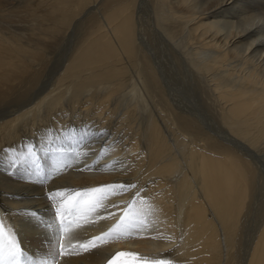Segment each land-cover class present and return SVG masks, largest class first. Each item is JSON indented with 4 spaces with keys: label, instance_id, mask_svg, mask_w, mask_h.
<instances>
[{
    "label": "bare ground",
    "instance_id": "obj_1",
    "mask_svg": "<svg viewBox=\"0 0 264 264\" xmlns=\"http://www.w3.org/2000/svg\"><path fill=\"white\" fill-rule=\"evenodd\" d=\"M84 12L58 76L29 102ZM261 12L264 0H0V107L20 105L0 114V161L32 146L46 176L56 168L42 186L25 179L31 160L0 165L1 222L59 220L46 194L61 186L80 209L105 206L87 216L72 200L65 210L90 231L60 246L21 231L24 254L38 264H109L120 253L119 264H264ZM48 127L59 139L46 142ZM57 148L67 151L47 160ZM109 228L114 242L92 240Z\"/></svg>",
    "mask_w": 264,
    "mask_h": 264
},
{
    "label": "rangeland",
    "instance_id": "obj_2",
    "mask_svg": "<svg viewBox=\"0 0 264 264\" xmlns=\"http://www.w3.org/2000/svg\"><path fill=\"white\" fill-rule=\"evenodd\" d=\"M18 2L19 3H29V0H18ZM85 12L81 15V17H77L74 21H73V23H72V26H70V30L69 31H66L65 33H64V35H62V36H60L59 37V45H57L56 46V48L53 50V52H52V56H50V59H51V61L49 62V65H48V67H47V69H46V71H45V75H44V78H45V76H46V78H45V80L43 81H41V83H40V85H39V87L36 89V91H35V93H33V95L31 96V98H30V100H29V102H31V101H33V100H35L36 98H38L40 95L41 96H43L41 93L44 91V90H48L49 88H50V86H51V84L53 83L52 81H54L55 79H56V77L58 76L57 74H58V71H60V68L62 67V65L60 64V63H62V62H64L63 60H65V58H66V51L67 50H69L70 48H72L75 44L74 43H76V41L78 40V36H79V33H80V26H78L77 24H80L79 22H80V19L81 18H83V17H85V15H87L88 13H86L85 15ZM261 14H263V16L261 15ZM260 15L262 16H260L259 18L261 19V18H263V20H260V19H258V20H260L261 22H260V24H262L263 25V27H264V12H261L260 13ZM145 18V17H144ZM20 22H17V24L15 25V27L18 25V27L20 28V29H25V31H23V33H27V29H28V27H29V23L27 22V21H25V20H19ZM23 21V22H22ZM250 21V20H249ZM77 22V23H76ZM19 23V24H18ZM21 23V24H20ZM22 23H24L25 25L26 24H28V26H26L25 27V25L24 24H22ZM152 23V24H151ZM154 22H150V23H148V24H145V25H151V27L153 28V30H152V32L153 33H157L156 31H158V32H160V33H158V34H160V35H162L163 34V31L161 30V28L156 24V23H154ZM20 25V26H19ZM22 25V26H21ZM77 25V26H76ZM147 27H149V26H146V28ZM71 28H72V30H71ZM228 28V27H227ZM79 31V32H78ZM146 31V33L147 34H153V33H151V32H149V31H147V30H145ZM161 32H162V34H161ZM75 34V35H74ZM143 34V33H142ZM145 34V33H144ZM73 35V36H72ZM185 34L184 33H179L177 36H176V41L178 42V43H183L185 40H183L184 38H183V36H184ZM71 37V38H70ZM65 39V40H64ZM179 40V41H178ZM74 41V42H73ZM170 42V41H169ZM171 44V47L174 49V50H176L179 54H183V52H182V50H180L181 48H178V46H176V43L175 42H170ZM195 45H193V47H194ZM63 47V48H62ZM62 48V49H61ZM65 48V49H64ZM61 51V52H60ZM156 52V51H155ZM158 53V52H157ZM65 57V58H64ZM62 61V62H61ZM165 61H168V60H165L164 59V61H163V63H166ZM63 64V63H62ZM58 67V68H57ZM57 70V71H56ZM55 74H56V76H55ZM46 83L48 84V86L46 85ZM44 84H45V86H44ZM178 88V87H177ZM176 90V89H175ZM177 90H181V87L179 88V89H177ZM179 92V91H178ZM40 93V94H39ZM179 94V93H178ZM38 95V96H37ZM179 96H180V98L182 99L183 97V95H181V94H179ZM187 97V96H186ZM202 97H204V96H202ZM198 98V99H197ZM33 99V100H32ZM196 99L197 100H200L199 99V95H198V97L196 96ZM195 99V100H196ZM188 100H190V98H188ZM207 101V100H206ZM210 100H208L207 102H204V103H208ZM196 102V101H195ZM197 103V102H196ZM196 106H198V104H196ZM203 106H201V108H199V110L200 111H202V108ZM17 109V108H20V105H16V106H13V105H9L8 107L6 106V105H4L3 107H0V114H5V112H7L8 110H12V109ZM8 109V110H7ZM13 109V110H14ZM2 110V111H1ZM202 114H204L205 115V117H207L208 116V118L209 117H212V114L209 116L208 114H205L204 112H202ZM5 116V115H4ZM4 116H2V115H0V118H3ZM210 120V119H209ZM71 129H69V131H70ZM45 131H46V133L44 134V137L45 138H47L46 140V142H48V141H50L51 139H50V137L52 136V135H56V133L54 132V128L52 129V128H49L48 127V129H45ZM51 131V132H50ZM109 133V132H108ZM24 135V137H27L28 138V140H30V141H32V142H34L35 140H34V138H32L30 135H32L31 133H23ZM50 134H51V136H50ZM50 136V137H49ZM45 138H43L42 139V141L45 139ZM65 141H64V140ZM63 140V141H62ZM42 141H38V143L39 142H42ZM60 142V143H59ZM61 142H62V144H65L66 143V138H65V135L63 134L62 135V138L59 140V141H57L56 143L57 144H59V145H61ZM63 142H65V143H63ZM52 143H53V141H52ZM56 150H52V152H48L47 154L45 153L44 154V156H46V158H47V160H49L50 158V155H61V154H65V152L67 151V150H64V151H62V152H59V153H57V152H55ZM78 154H79V156H78ZM81 154H84L83 152L81 153V151L78 153L77 152V157H76V159L75 158H70V162H78V160L80 159L79 157L81 156ZM79 158V159H78ZM84 158V157H83ZM67 187L68 186H65V187H63V186H61L60 188H59V190L60 191H63V192H67ZM65 194V193H64ZM66 196H68L67 197V200H65V201H63V203H62V206H61V208H62V211L63 210H65L66 208V205H68V204H70L71 202H72V200H75V202H76V200H78V198H76V199H74V198H72L71 196H72V194H65ZM95 196L96 197H99L100 196V194H98V193H96L95 194ZM77 197H80V194L77 196ZM70 200V201H69ZM69 201V202H68ZM98 204V205H97ZM97 204H95L96 206L94 207V208H88L87 206H83V207H81V209H80V206L81 205H79V212L83 215V214H85V215H87V214H91L92 212H95V211H102L103 210V208L105 207H103L102 205L103 204H99V203H97ZM100 205V206H99ZM64 207V208H63ZM96 207H97V209L99 208L100 210H95L96 209ZM82 208H84V209H82ZM91 209H94V211L93 210H91ZM86 211V212H85ZM88 212V213H87ZM109 215H110V213H109ZM76 216V217H75ZM88 216V215H87ZM30 218V217H29ZM29 218H27L26 220H22V221H17V222H10L9 224H7V227H10V229L9 230H6V226L1 222V220H0V240H2V239H4V242L2 243V244H0V248H2V250H3V252H4V254H5V257L6 258H8V256H9V252L11 251V252H15L16 251V249L18 248L19 249V252H20V255H18L17 256V260H18V264H26V263H28V264H38V262H37V260H36V258L34 257V256H28V255H26V254H24L23 253V248H22V243H21V241H20V238H19V235H20V232L22 231V232H24V233H34L33 234V236H34V239L35 238H37V237H42V240H41V243H42V245H47V246H49V245H51V244H54L55 246L57 245V244H55V243H59V246L60 245H62V244H64V242H65V240L68 238V237H71V236H73V237H78V233L80 234L81 232H82V229H79V227H81V228H83V229H85V228H87L86 226H88V225H91L90 223L89 224H87V223H84V225H85V227H83L84 225L83 224H81L79 221L77 222V219H78V217H77V215L76 214H73V215H71V213H69L68 215H65V216H63V217H60L59 218V220H57V221H52V222H50V221H41V219H39V218H36L35 217V219L33 218L32 219V216H31V219L32 220H29ZM77 218V219H76ZM36 219H37V221H39V222H37L36 221ZM61 220H63L64 222H66L65 223V225H64V227H63V229L61 230V227H60V222H61ZM19 223V224H18ZM76 223V224H75ZM77 223H78V225H77ZM80 224V225H79ZM87 224V225H86ZM10 225V226H9ZM94 225L96 226V227H100V226H102V225H97L96 224V220H95V222H94ZM33 227V228H32ZM25 228V229H24ZM28 228V229H27ZM91 229V228H90ZM11 230V231H10ZM27 230V231H26ZM135 229H132V230H129V231H134ZM84 231H90L88 228L86 229V230H84ZM110 231V232H109ZM144 231V230H143ZM143 231H141V232H139L138 233V235L139 236H141L142 235V232ZM108 232V233H107ZM111 232H112V230L109 228V230L108 231H101V234H96V235H94V236H92V240H94V238H97V237H103V239L102 240H95V242H97V244L99 243V244H104V245H106V246H108L109 244H111L110 242L112 241V242H114L113 240H111V241H108V237L110 238V234H111ZM82 234H83V232L81 233V235L80 236H82ZM85 235H86V232L84 233ZM88 234V233H87ZM108 234V235H107ZM13 237H14V240H15V245H13ZM59 238V239H58ZM45 239H48V241L49 242H55V243H50V244H45L46 242H48V241H44ZM51 240V241H50ZM54 240H56V241H54ZM106 243V244H105ZM108 244V245H107ZM62 248H60L59 250H61ZM122 253H120V254H118V256L116 257V258H114V259H112L111 261H110V263L109 264H119V262H120V260H121V258H123L126 254H124V255H122L121 257H120V255H121ZM41 264H45V263H41ZM136 264H139V263H136Z\"/></svg>",
    "mask_w": 264,
    "mask_h": 264
},
{
    "label": "snow or ice",
    "instance_id": "obj_3",
    "mask_svg": "<svg viewBox=\"0 0 264 264\" xmlns=\"http://www.w3.org/2000/svg\"><path fill=\"white\" fill-rule=\"evenodd\" d=\"M76 132V129L73 127L69 132H65L63 133L64 135H74ZM57 139H59V134H56ZM28 147V156L25 157L23 153H15L14 149H11V146L9 148L10 152L12 153L11 155H9L7 157L6 161H0V165L5 164L7 166V169L11 170V169H15L17 167V165H25L28 163L29 160L32 161L31 167L26 168L25 171L27 172V175L25 176V179L30 181V182H36V183H40L43 186V181L48 179L49 176L52 175L53 172L56 171V168L54 167L52 169V171H50L48 173V175L46 176L43 172V169L41 168L40 164H39V160L37 157V154L35 152L32 151V146H27ZM62 149L57 148L56 152H62ZM105 187H110V186H105ZM121 189H123L124 187H130L129 186H125V185H120L119 186ZM93 192H100L102 191L101 188H96V189H92ZM47 198L49 199V201L51 203H53L55 205L54 207V212L56 213L57 216L59 217H63L65 215L69 214V210H65L62 211L61 209V204L63 203V200L67 199L66 196H64V193L60 190H50L47 192ZM105 196H101L98 198L99 201H102L103 199H105ZM79 205H80V201H76L73 206L72 209L70 210L72 213H75L76 211L79 210ZM96 205L93 204L92 207L94 208ZM35 212H33L32 214V218H35ZM64 221L61 220L60 222V227L61 230L64 227ZM11 231V230H10ZM103 237H97L94 238L95 240H102ZM93 241V242H94ZM13 245H15V240L13 237ZM20 255L19 249L17 248L15 252H9V256L8 258L5 257V254L2 250V248H0V264H18V260H17V256ZM124 255V254H121Z\"/></svg>",
    "mask_w": 264,
    "mask_h": 264
}]
</instances>
